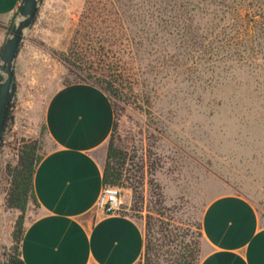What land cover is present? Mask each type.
I'll return each instance as SVG.
<instances>
[{
    "label": "rangeland",
    "instance_id": "374dc122",
    "mask_svg": "<svg viewBox=\"0 0 264 264\" xmlns=\"http://www.w3.org/2000/svg\"><path fill=\"white\" fill-rule=\"evenodd\" d=\"M149 1L161 10L158 36L155 25L152 32L149 24L131 26V0L42 1L16 60L0 147V264L9 259L21 216L8 205L9 168L25 144L36 142L41 153L52 147L43 133L47 103L59 87L83 81L64 57L89 65L95 60L92 81L105 64L128 78L121 99L111 97L125 158L116 185L122 214L144 228L151 203L163 200L177 207L192 234L212 198L237 193L251 199L264 222V60L254 69L214 55L208 21H187L192 11L186 15L177 0ZM10 27L0 25V54ZM35 208L29 205L25 225Z\"/></svg>",
    "mask_w": 264,
    "mask_h": 264
},
{
    "label": "crops",
    "instance_id": "0c3cea01",
    "mask_svg": "<svg viewBox=\"0 0 264 264\" xmlns=\"http://www.w3.org/2000/svg\"><path fill=\"white\" fill-rule=\"evenodd\" d=\"M23 0H0V25L12 24ZM110 96L89 82L59 87L45 110L52 145L34 177L38 205L21 244L25 264H138L142 223L96 208L104 188L115 124ZM199 264H264V222L248 197L212 198L202 215Z\"/></svg>",
    "mask_w": 264,
    "mask_h": 264
},
{
    "label": "trees",
    "instance_id": "16d2710c",
    "mask_svg": "<svg viewBox=\"0 0 264 264\" xmlns=\"http://www.w3.org/2000/svg\"><path fill=\"white\" fill-rule=\"evenodd\" d=\"M134 1L131 0V19H133L131 26L141 27L143 25L146 27L149 24L148 28L150 29L148 30L152 32V25H155L156 30L153 32H156V36H158L157 33L163 32L160 24L155 22L158 19H162L161 10L156 8L157 3H152L149 0L144 2ZM177 1L180 2V7L187 11L186 15L192 11L189 18L185 15L187 21H190V18L193 17V20H206L210 23V29L207 32H209V45L210 47L213 46L214 55L223 54L231 63L253 66L255 67L254 69H258L263 65L260 62L264 60V0ZM139 18L144 20L139 21ZM108 50V54L113 53L110 52V49ZM81 51L85 54L88 53L83 48ZM102 56L107 57L106 54ZM63 60L75 72L77 77H82V82H89L98 86L110 98L121 99L120 88L128 89V78L125 77L121 69L111 71L110 66L105 64L106 66H104L105 68L100 74L98 71L96 72V75H99L98 81H92V70L95 69L94 64L97 65L95 60L91 59L92 63L90 65L87 61L77 63L76 60L68 57H64ZM118 63L121 64L122 59H118ZM130 89L131 92L134 91V88ZM14 91L15 84L12 98ZM12 98L4 125L2 141L11 117ZM117 130L118 125L115 122L108 145L103 178L104 185L116 186L122 179V164L125 158L117 145ZM44 132H46V126L43 128ZM40 151L41 148L36 142L25 144L20 151L18 164L9 168L11 188L8 195V205L11 209L20 211L21 216L18 218L12 234L14 244L6 264H25L21 257V244L26 229L25 214L31 203L38 205L34 189V177L39 164L45 156V153ZM151 204L152 206L149 207L148 216L144 224L145 248L140 263L199 264L201 259L200 246L203 238V213L198 219V223L196 222L198 224H196L197 232L190 234V226L177 215L179 213L177 207L169 209L165 206L163 200H158ZM167 211L171 212L175 219L167 218Z\"/></svg>",
    "mask_w": 264,
    "mask_h": 264
},
{
    "label": "water",
    "instance_id": "95a60500",
    "mask_svg": "<svg viewBox=\"0 0 264 264\" xmlns=\"http://www.w3.org/2000/svg\"><path fill=\"white\" fill-rule=\"evenodd\" d=\"M42 1L23 0L0 54V147L15 83L16 60Z\"/></svg>",
    "mask_w": 264,
    "mask_h": 264
},
{
    "label": "built area",
    "instance_id": "2783aa9c",
    "mask_svg": "<svg viewBox=\"0 0 264 264\" xmlns=\"http://www.w3.org/2000/svg\"><path fill=\"white\" fill-rule=\"evenodd\" d=\"M5 141L3 140L1 145ZM121 189L105 185L97 201L96 208L102 215H117L122 212Z\"/></svg>",
    "mask_w": 264,
    "mask_h": 264
}]
</instances>
